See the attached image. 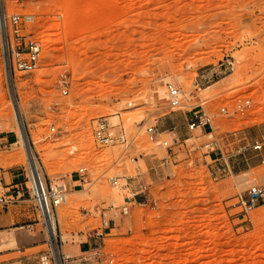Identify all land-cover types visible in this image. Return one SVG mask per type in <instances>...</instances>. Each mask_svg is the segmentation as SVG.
<instances>
[{"label": "rangeland", "instance_id": "1", "mask_svg": "<svg viewBox=\"0 0 264 264\" xmlns=\"http://www.w3.org/2000/svg\"><path fill=\"white\" fill-rule=\"evenodd\" d=\"M0 12L32 16L22 29L43 43L38 67L7 81L0 28V136L11 141L0 169L28 166L32 152L43 177L68 181L36 264H82L81 235L97 228L117 264H264V204L251 223L229 205L264 183L249 148L264 134V0H3ZM226 59L234 67L219 73ZM236 94L251 100L244 113L231 112ZM200 107L211 126L189 129ZM99 116L124 143L96 141ZM151 125L169 147L148 139Z\"/></svg>", "mask_w": 264, "mask_h": 264}, {"label": "built area", "instance_id": "2", "mask_svg": "<svg viewBox=\"0 0 264 264\" xmlns=\"http://www.w3.org/2000/svg\"><path fill=\"white\" fill-rule=\"evenodd\" d=\"M23 18L25 20L33 19L30 15H22L17 12H13L9 16H7L5 12H2L0 17V22L4 31L2 37V58L5 76L7 71L10 75L11 71L31 72L38 67L43 43L39 40L40 38L22 29ZM233 67L234 61L232 59H226L219 64L217 70L219 73H225L233 69ZM60 81L64 82L65 80L61 78ZM61 93H67V89L63 87ZM166 99L168 105L172 109L181 104L180 90L171 82L166 84ZM250 105L251 100L249 98L236 94L232 100L231 112L244 113ZM219 110L222 113H230L227 106H221ZM211 121V115L206 112L204 108L200 107L191 112L188 127L189 129L200 128V130H203L206 126H211ZM50 130L52 133L56 132L54 126H51ZM146 132L150 141H158L159 144H163L165 147L170 146L167 140H158L161 132L155 125L148 126ZM169 133L174 136L173 139L176 138V131L174 129H170ZM93 136L96 141L103 146L121 144L126 140L122 132L114 134L110 130L109 122L107 118L103 116H99L94 120ZM249 148L256 151L261 161L264 162V134L255 138ZM75 173L79 181L84 182L86 166L79 167L75 170ZM24 177L27 183L25 189L28 190L35 201L44 228L49 229L57 206L66 199L65 190L59 186L53 185L50 180L43 177L38 167L32 166L29 162L28 166H26V174ZM111 180L113 184L117 183L116 178L112 177ZM230 201L231 203L229 205L236 209L234 214L239 219V222L251 223L252 216L250 211L264 204V183L259 181L250 182L244 189L233 194ZM8 202H10V199L0 194V204H6ZM98 234L103 235V230H100ZM79 261L82 264H117L114 255L108 254L102 256L99 246L93 247L91 251L83 254Z\"/></svg>", "mask_w": 264, "mask_h": 264}, {"label": "crops", "instance_id": "3", "mask_svg": "<svg viewBox=\"0 0 264 264\" xmlns=\"http://www.w3.org/2000/svg\"><path fill=\"white\" fill-rule=\"evenodd\" d=\"M9 142L10 138L0 136V145L7 146ZM25 174L26 166L21 164L0 169V194L10 199L0 204V264H36L45 252L46 233L35 201L25 189ZM67 183L59 187L66 191ZM99 231L97 228L81 235L76 251L80 256L97 247V238L102 236Z\"/></svg>", "mask_w": 264, "mask_h": 264}, {"label": "bare ground", "instance_id": "4", "mask_svg": "<svg viewBox=\"0 0 264 264\" xmlns=\"http://www.w3.org/2000/svg\"><path fill=\"white\" fill-rule=\"evenodd\" d=\"M1 2L3 3V0H0V5H1ZM1 15H2V12H0V17H1ZM0 28H1V34H2V37H3V26H2V24H1V22H0ZM40 41H42V39H39ZM6 78H7V81L9 80V78H10V75H9V73H8V71L6 72ZM9 83V82H8ZM15 112V111H14ZM16 117L19 119V115H18V112H17V110H16ZM28 159H30L29 160V163L32 165V166H36V167H38L37 166V164H36V162H34L35 161V157H34V155H33V153L31 152L29 155H28ZM55 214H56V212H55ZM55 214H54V216H53V218H52V220H51V226L49 227V229H47V231H48V234H49V236H55V233H56V230H55ZM60 220V219H59ZM213 234V233H212ZM63 239V238H62Z\"/></svg>", "mask_w": 264, "mask_h": 264}, {"label": "water", "instance_id": "5", "mask_svg": "<svg viewBox=\"0 0 264 264\" xmlns=\"http://www.w3.org/2000/svg\"><path fill=\"white\" fill-rule=\"evenodd\" d=\"M19 121H20V119H19ZM22 134V136H23V139H24V135H23V133H21Z\"/></svg>", "mask_w": 264, "mask_h": 264}]
</instances>
